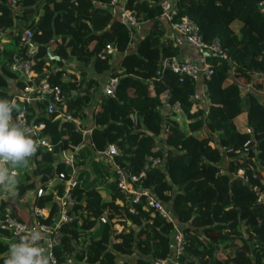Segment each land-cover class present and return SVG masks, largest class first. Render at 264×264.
<instances>
[{
    "label": "trees",
    "instance_id": "1",
    "mask_svg": "<svg viewBox=\"0 0 264 264\" xmlns=\"http://www.w3.org/2000/svg\"><path fill=\"white\" fill-rule=\"evenodd\" d=\"M41 1L19 0L12 6L11 0H0V34L9 37L6 45L0 42V99L11 100L28 83L45 80L61 90L67 110L82 121L85 109L93 105L99 81L87 79L84 68L77 80L62 69L64 60L81 67L91 65L96 73L109 71V76L118 78L115 97L102 95L92 111L91 146L79 150L82 134L72 122H61L56 113L47 112L46 97L27 106V118L45 126L39 136L50 138L55 152L67 149V156L73 154L79 167L71 192L69 213L73 217L61 228L63 237L54 250L57 260L72 256L77 261L74 264H117L118 257H132L122 264H149L171 252L172 222L149 208L145 197L132 204L129 195L117 187L115 172L95 159L94 151L114 144L119 150L114 161L122 169L130 176L145 173L135 183L136 189L153 192L172 209L186 240L179 264H264V206L251 187L235 176L254 157L264 169L261 0L175 1L177 17L188 16L201 39L206 43L217 40L227 55L204 58L212 70L203 80L207 112L192 110L198 82L187 76L180 79L163 67L165 59H180V46L175 38L166 36L160 21L162 0H127L126 7L138 23H151L134 48L129 47L132 30L113 19L110 0H44L27 26L38 45L32 66L35 76L32 80L19 77V72L10 69L13 55L25 49L20 45L21 28ZM48 43L57 46L50 65ZM107 44L124 54L115 66L110 62L113 54L101 58ZM17 103L21 109L23 103ZM246 142L250 144L248 159L239 158L233 151ZM228 149L232 151L227 154V172L220 173L225 163L222 151ZM148 157L161 158L164 167L145 170ZM34 159L33 170L43 187L53 171L70 172L68 164L53 153L38 151ZM18 181L16 194L9 199L22 207L26 202L21 198L34 191L36 184L28 175ZM53 187L62 193V184ZM50 199L49 192L35 203L45 206ZM4 204L0 200V217ZM104 213L106 223L99 220ZM117 225L122 231L115 230ZM94 229L100 233L98 238L86 236ZM9 246L0 237V264H4Z\"/></svg>",
    "mask_w": 264,
    "mask_h": 264
},
{
    "label": "built area",
    "instance_id": "2",
    "mask_svg": "<svg viewBox=\"0 0 264 264\" xmlns=\"http://www.w3.org/2000/svg\"><path fill=\"white\" fill-rule=\"evenodd\" d=\"M18 1L19 0H11L12 6H15ZM126 2L127 0H110L109 6L111 8H118L117 19L132 30L133 25L138 22L134 14L126 7ZM161 8L162 12L160 15V21L165 26L168 33L172 34V37L176 36L187 45L188 48L202 54L203 56L213 54L219 55L222 58H227L226 53L221 50L217 40H213L211 43H206L201 39L197 25L191 21L188 16L177 17L178 11L175 2L172 0H162ZM258 9L259 12L264 15V0H261L258 3ZM20 45L25 46V49L13 55L10 69L13 72H19V77L24 78L25 80H32V77L35 76L32 66L34 65V57L37 54L38 45L32 40V31L30 29L24 28L21 30ZM113 52H116L115 47L112 44H107L103 50L101 58H104L106 55H110ZM163 67L169 68L173 73L177 74L180 79L187 76L191 77L196 82L209 78L212 73L211 68L206 63L201 64L195 61H183L178 57L165 59L163 61ZM117 83V77L108 76L102 87V95L112 98L115 97ZM45 97L49 100L47 104V112L49 114L56 113L61 122H72L75 125L76 130L82 134V143L76 148V150H79V148H82L85 145L83 143L87 138H89V145L91 146V128H82L80 120L73 117L67 110L66 105L63 103L61 90L57 86L52 87L47 81L43 80L37 85L34 83H28L23 89L14 93L11 100L23 103L20 112L13 113L14 118L18 117L19 119L26 121L27 124L32 127L34 138L40 142L38 151L50 152L57 155L59 161L68 164L70 172L66 174L64 171H53L45 187L40 184L37 185L36 189L32 191L33 207L31 208V212H27L21 207L15 206L13 200L9 199L12 195L2 192L0 194V200H4L5 204L0 217V237L5 239V241L11 245L13 241L7 239L5 233H8L13 239L18 241L20 235L24 232L33 228L41 229L48 234L47 239L41 243L45 244V246H50L54 252L55 248L60 245L63 237L61 232L62 226L73 217V215L69 213V210L73 203L71 192L77 184L78 167L75 166L74 155L72 154L70 157L67 156V149H61L60 151L55 152V145L52 143L51 139L39 136L45 127L43 123L35 124L33 118H27V106H35V103L38 100ZM93 110H96V107H94ZM249 145V142H246L242 148L234 150L233 152H235L239 158L245 157L248 159ZM230 151H232V149L223 150L222 152L225 157H227V154ZM118 154L119 150L114 144L108 145L105 150L94 151V157L96 159L106 161L107 163L110 161L111 170L117 175V187L122 192L129 195L132 204L138 203L141 196L145 197L149 208H152L155 212H158L173 224L174 230L170 236L172 244L170 254L164 258H155L151 260L149 264H179L178 257L183 253L186 240L180 224H178L175 219L172 209L159 200L153 192L144 188L136 189L135 183L140 177H143L145 173L142 172L138 176H130L128 172L122 169L114 161V157ZM39 158L40 155L37 156V159ZM36 161L37 160L34 159V157L30 161V163H34V165L32 164L34 166L33 169L36 167ZM223 166L224 165L222 164L220 167V173L227 172ZM151 167L163 168L164 161L158 157H148L145 164V170ZM257 170H259L260 173H258ZM235 176L251 187L256 194L257 202L264 206V169L260 166L257 159L255 157L251 158V160L247 162L246 168L237 169ZM255 180H260V183L253 182ZM55 184L63 185V191L61 194H58V190L53 187ZM49 192L51 193V199L49 200L51 204H46L49 201L45 203V206H39L35 203L36 200L43 198V196ZM20 201L26 202L25 195ZM81 212L82 210H79V213ZM99 220L102 223H106L107 214L104 213L101 215ZM55 260L56 264H68L69 261H72V264L77 262L72 256L66 261H58L55 256Z\"/></svg>",
    "mask_w": 264,
    "mask_h": 264
},
{
    "label": "clouds",
    "instance_id": "3",
    "mask_svg": "<svg viewBox=\"0 0 264 264\" xmlns=\"http://www.w3.org/2000/svg\"><path fill=\"white\" fill-rule=\"evenodd\" d=\"M20 110L15 100L0 99V192L11 195L16 194L20 170L29 167L40 147L32 127L14 118L13 113ZM47 235L36 228L21 234L18 242L9 246L4 264H56L51 247L41 243Z\"/></svg>",
    "mask_w": 264,
    "mask_h": 264
},
{
    "label": "crops",
    "instance_id": "4",
    "mask_svg": "<svg viewBox=\"0 0 264 264\" xmlns=\"http://www.w3.org/2000/svg\"><path fill=\"white\" fill-rule=\"evenodd\" d=\"M172 1L175 2L176 0H172ZM43 3H44V0H42L41 3L37 6V8L34 9L33 14L28 18V20L26 22H24V25H23V27L21 29H23L24 27L27 28L29 22H31L32 19L36 18V16H37L38 12L40 11ZM108 9H109L113 19H117L118 8H111L109 6ZM150 26H151L150 22L136 23L135 25H133L132 33H131V41H130V44H129L130 48L131 47L134 48L135 44L148 32ZM2 35L3 34H0V38L4 37ZM166 36L170 37V38H175V40L179 43V46H180V54H179V56H180L181 60H183V61H195V62H198V63H201V64L205 63V59H204L205 56H203L202 54H200L198 52H195V51L191 50L184 43L179 42V39L176 36L172 37V34H169L168 31L166 32ZM0 42L4 43V40L0 39ZM45 47H46V56L52 57V56H54L56 54L55 53L57 51V46L56 45H54L52 43H48V44L45 45ZM112 54L114 55V57L112 58V60H110V62H112L114 58H116V57L118 58L119 56H120V60H121L122 56L124 55V54L117 53V50H116V52H113ZM74 67L82 69L81 65L77 64L75 61H74ZM63 68H64V66H62V69ZM103 74H106V75L108 74V76H109V71H105L103 73L94 72V74L92 75V78H95V79L99 80V76H102ZM102 87H103V85L99 84V88L102 89ZM205 92H206L205 83H204L203 80H200L197 83V91H196L195 96L193 97V100L195 101L196 104L202 102L203 105L205 106L204 110H205V112H207L208 99L206 98ZM95 94H94L92 109L98 105L96 103H98L100 97L102 96V95L97 93L98 95H100V96L97 97V96H95ZM260 94L264 98V93H260ZM201 97H203V100L201 99ZM91 111H93V110H91ZM85 112H86V110H85ZM91 115L92 114L86 115V119L90 121V124L89 125L87 124L88 126H87L86 129L91 128V126L93 124V120H92V116ZM82 121L80 120V123H83ZM83 144L89 145V138H87V140ZM225 166H226V164L224 163V167ZM78 170H79V167H78ZM127 223L129 224L130 222H127Z\"/></svg>",
    "mask_w": 264,
    "mask_h": 264
},
{
    "label": "rangeland",
    "instance_id": "5",
    "mask_svg": "<svg viewBox=\"0 0 264 264\" xmlns=\"http://www.w3.org/2000/svg\"><path fill=\"white\" fill-rule=\"evenodd\" d=\"M25 28V27H24ZM23 28V29H24ZM22 30V29H21ZM8 38L9 37H7V36H4L3 38H0L1 40H4V43L3 44H5V41H8ZM2 44V43H1ZM6 45V44H5ZM192 50V49H191ZM47 58L49 59L48 61H49V65H50V60L52 59V57H48L47 56ZM119 61H120V56L117 58H114L113 59V61H112V63H113V65L115 66L116 64H118L119 63ZM47 64V65H48ZM63 66H64V70L65 71H67L68 73H71V74H73L74 75V77L78 80L79 78H80V70H81V68H75L74 67V61H71V60H64V62H63ZM85 69V71H86V75H87V79H89V78H92V75L94 74V72H93V70H92V67H91V65H89V66H86V67H83L82 66V69ZM45 70H50V67L49 66H46V68H45ZM106 76V77H105ZM107 76H108V74L106 75V74H103L102 76H99V84H101V85H103L104 84V82H105V80H106V78H107ZM100 94V95H102V89H100L99 88V90L96 92V94H95V96H100V95H98V94ZM201 99L203 100V97H201ZM92 107L93 106H91V107H89V108H87V109H85L86 110V115H90V114H92V111L91 110H93L92 109ZM198 109H205V106L203 105V103L201 102V103H198V104H196L195 103V106L193 107V111H196V110H198ZM205 111V110H204ZM92 116V115H91ZM83 123H81V127L82 128H84V127H87L86 125L88 124H90V121L89 120H87L86 118H85V120H83L82 121ZM215 136V135H214ZM97 160H99V161H102V162H104V164L106 165V167L108 168V170L110 171L111 170V166H110V161H108L109 163H107L106 161H103V160H100V159H97ZM228 161V158L227 157H225V159H224V162H225V164H226V162ZM34 165V163H30V165H29V167L27 168V169H21L20 170V172H19V174H18V177L19 178H22V177H24V176H26V175H28L29 176V180L30 181H34L35 182V184H36V187H37V185L38 184H40V181H39V178H38V176H37V174L36 173H34V170H33V165ZM224 167V166H223ZM112 171V170H111ZM90 174V173H89ZM37 176V177H36ZM102 193H103V195H102V197H103V199L104 200H106V198H107V196L104 194V189L103 190H100ZM172 192H174V190L172 191ZM32 197H33V194H32V191H27L26 193H25V200H26V204L25 205H23L21 208L23 209V210H25V211H27V212H31V208L33 207V199H32ZM115 230L116 231H122V227H120V226H116L115 227ZM99 231L98 230H96V229H94L93 231H89L88 232V234L86 235V236H88V237H93V238H98L99 237ZM15 242H17V240L15 239L14 240V243ZM77 248H79V247H77ZM132 257H118L117 258V264H122L123 262H131V259Z\"/></svg>",
    "mask_w": 264,
    "mask_h": 264
}]
</instances>
